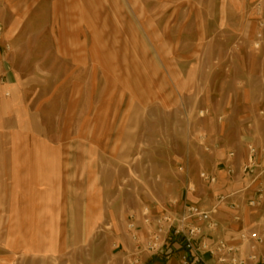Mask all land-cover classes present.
<instances>
[{"label":"rangeland","instance_id":"1","mask_svg":"<svg viewBox=\"0 0 264 264\" xmlns=\"http://www.w3.org/2000/svg\"><path fill=\"white\" fill-rule=\"evenodd\" d=\"M201 6L209 16L194 48L187 47V33L170 30L172 17H164L163 28L146 16L139 20L146 22L142 30L134 17L116 15L109 22L115 31H105L108 17L103 16L99 32L70 33L88 45L94 42L99 62L64 65L70 71L78 67L82 76L65 84L54 78L63 65L46 59L57 32L43 30V10L32 30L22 26L14 48L6 47L19 88H36L22 92L21 101L44 102L47 69L53 74L52 80L46 75L48 87L78 92L72 102L79 110L67 115L83 121L82 150L93 157L84 161L83 210L85 215L93 211L96 219H84L83 239L65 253H20L0 264L139 262L149 230L140 220L144 208L156 216L191 203L215 207L213 218L223 219L231 200L236 205L242 200L248 213V200L255 199L250 209L255 218L264 217V0H206ZM157 18L160 23L162 17ZM7 92L1 90L0 98L9 99ZM6 116L11 113L2 110L0 118ZM55 118L58 112L45 113L46 120ZM248 146L255 149L252 163ZM130 221L138 225L137 242L130 237Z\"/></svg>","mask_w":264,"mask_h":264},{"label":"crops","instance_id":"2","mask_svg":"<svg viewBox=\"0 0 264 264\" xmlns=\"http://www.w3.org/2000/svg\"><path fill=\"white\" fill-rule=\"evenodd\" d=\"M204 1L0 0V81H4L0 85V97L1 90L10 92L5 93V97L11 94L9 99L0 98L2 110L11 113V117L0 118V263L20 253H65L83 239L84 219L95 218L93 211L91 215H85L83 210L84 161L93 160V157H85L82 150L83 136L80 134L83 132L80 133L78 128L83 127V121L78 118L70 120L67 115L70 111L79 110L78 103L72 102L76 100L78 92L74 87H48L46 75L52 80L53 74L51 69H47L44 102L21 101L20 95L32 93L36 88H19L15 71L10 66L11 53H7L6 47L14 48L15 37L22 26L28 24L26 29L32 30L30 25L40 15V9L43 10L46 25L43 30L57 32L54 50L49 52L46 59L58 60L63 65L59 78H54L65 84L67 81H77L82 76L78 67L70 71L71 67L64 68V65L99 62L97 45L94 42L88 45V40H81L77 34H72L99 32L101 21L106 19L108 24L102 30L115 31L109 22L114 21L111 18L116 15L134 17L135 21H143L146 16L154 17L151 24L156 27L161 24L163 28L164 17H172L170 30L187 33V47L194 48L196 39L207 28L206 17L209 14L208 9L201 6ZM116 6L123 11L117 12ZM158 15L162 17L160 23ZM103 16L108 18L102 19ZM145 23L137 25L146 30ZM56 97H60L59 104L51 102ZM91 108L94 110L93 106ZM46 112H58L59 118L46 120ZM95 124L92 120V130ZM230 202L235 204L232 200ZM238 204V208L230 206L223 219H215L221 225L218 236L230 238L229 234L250 226L259 218H255V210L250 208L246 213L242 200ZM178 254V249L161 254L144 253L137 264H179Z\"/></svg>","mask_w":264,"mask_h":264},{"label":"built area","instance_id":"3","mask_svg":"<svg viewBox=\"0 0 264 264\" xmlns=\"http://www.w3.org/2000/svg\"><path fill=\"white\" fill-rule=\"evenodd\" d=\"M259 25L263 26V22ZM254 45L257 47L258 43ZM248 152V163H252L255 149L248 146ZM228 156H232V153ZM247 168L249 166L245 165L243 171ZM227 173H233V169L227 167ZM200 177L209 179L205 173H201ZM210 180L213 181V178ZM247 205L255 209L257 203L255 199H250ZM231 206L238 208L236 204ZM214 210L215 207L206 210L185 203L177 213L163 211L152 216L144 208L140 220L144 227H149L144 252L161 254L178 249L179 264H264V217H259L250 226L241 227L229 234L230 238H225L209 235L221 229V225L212 216ZM127 228L131 239L137 242L136 221H130ZM136 263L137 260H134L129 264Z\"/></svg>","mask_w":264,"mask_h":264}]
</instances>
